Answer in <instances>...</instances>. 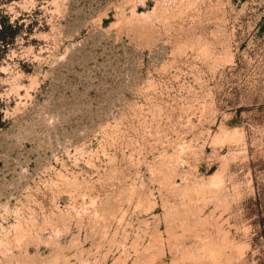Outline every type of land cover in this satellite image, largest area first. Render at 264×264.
<instances>
[{
	"label": "rangeland",
	"instance_id": "obj_1",
	"mask_svg": "<svg viewBox=\"0 0 264 264\" xmlns=\"http://www.w3.org/2000/svg\"><path fill=\"white\" fill-rule=\"evenodd\" d=\"M0 264H264V0H0Z\"/></svg>",
	"mask_w": 264,
	"mask_h": 264
},
{
	"label": "bare ground",
	"instance_id": "obj_2",
	"mask_svg": "<svg viewBox=\"0 0 264 264\" xmlns=\"http://www.w3.org/2000/svg\"><path fill=\"white\" fill-rule=\"evenodd\" d=\"M205 54H207V53H205ZM205 56H207V55H205ZM222 130H221V133L219 135V138H222V140L224 139L225 141H228L230 143L233 142L234 144H236V143L238 144V142L240 143V141H242L241 140L242 136L239 134V132H237V131L227 132V131H224V129H222ZM217 138H218V136H217ZM220 141H221V139H220ZM208 184L210 186H212L213 188L219 187L222 184L221 173L217 174V172H215V173L211 174L209 176Z\"/></svg>",
	"mask_w": 264,
	"mask_h": 264
}]
</instances>
